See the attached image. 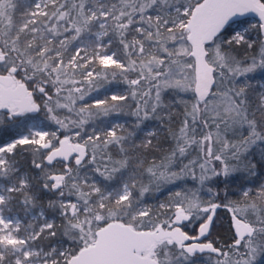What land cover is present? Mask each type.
Listing matches in <instances>:
<instances>
[{"label": "trees", "instance_id": "obj_1", "mask_svg": "<svg viewBox=\"0 0 264 264\" xmlns=\"http://www.w3.org/2000/svg\"><path fill=\"white\" fill-rule=\"evenodd\" d=\"M34 2L12 0L6 10L7 28L14 30L12 36L19 43L13 42L12 51L27 57L28 82H41L47 94L37 96L40 111L27 120L42 121L50 137L59 122L64 128L61 136L79 132L77 141L87 143V151L88 147L96 151L95 157L88 152L82 165L71 166L67 186L53 192V208L44 211L52 227L43 229L32 244L46 252L58 244L68 246L66 255L54 254L46 264H68L89 245V232L96 238V231L114 220L137 230L167 228L175 220L176 205L192 215L183 226L190 236L198 234L211 210L219 205L207 240L218 252L244 251L223 261L218 252L206 253L198 257L211 258H197L188 264H264V37L260 25L240 40L229 26L207 44L215 85L200 99L193 84L194 58L184 26L203 0H85L72 31L63 28L62 22L55 24L56 2L19 30L35 17L30 14ZM91 7L97 8L93 17ZM102 11L107 12V18L101 17ZM101 19L108 20L101 51L113 52L119 63L78 57L75 67H66L77 45L97 50L95 33ZM66 36L71 37L69 44L61 41ZM231 63L240 68L236 75L229 70ZM89 71L96 75L91 83L86 80ZM82 86L86 90L83 95ZM54 100L62 105L50 110L47 105ZM114 119L124 123L111 135L108 130ZM23 130L13 127L4 139ZM213 148L225 155L221 151L218 155ZM34 155L35 163L42 161V156L34 154V145L18 144L11 160L22 161L23 171L34 173ZM204 160L213 165L211 177L200 171ZM50 169L44 163L45 178ZM90 175L95 177L97 191L88 185ZM83 177L88 178L86 183H82ZM124 184L131 192L118 201L115 194ZM68 189L80 191L82 196L69 194ZM66 199L78 200L79 207L66 205ZM163 204L167 208H162ZM212 205L209 213L203 209ZM144 207L149 210L141 215ZM230 208L242 211L255 228L254 236L246 239L251 241L249 247L246 240L240 247L233 246L236 237ZM167 246L157 254L161 264H186L176 256V245ZM169 251L173 262L164 257ZM10 264H15V259Z\"/></svg>", "mask_w": 264, "mask_h": 264}, {"label": "rangeland", "instance_id": "obj_2", "mask_svg": "<svg viewBox=\"0 0 264 264\" xmlns=\"http://www.w3.org/2000/svg\"><path fill=\"white\" fill-rule=\"evenodd\" d=\"M10 1L12 0H0V8H2V14H3L2 17H4L5 20L8 19V14H7L8 12L6 10L9 6ZM99 1L100 0H98V2ZM258 1L260 2L261 5L264 6L263 2H261L260 0ZM56 2L58 4L57 5L58 9L56 10V13H55V21H56L55 24L62 22L63 28H66L67 31H72L75 28H77L76 27L77 17L81 15V12L83 13V7L85 5V0H57ZM37 4L38 2L37 0H35V3L30 8V14L35 15V17L31 18L32 20L28 19L26 23L22 24L19 27V30L26 29V24L29 23L30 21L31 22L36 21V15H38L39 13L36 8L38 7ZM98 8L102 9L103 6L100 5L98 6ZM9 9H10V6H9ZM91 9H89V12H90V15L93 17L97 11V8L94 9L93 7H91ZM100 15L102 18L104 17L107 18L108 16L107 12L105 11H102ZM100 21H101L100 30H98L95 33V39L98 42L97 50L90 49L89 46L86 44L77 45L75 54L74 56H72L70 60L66 62L67 63L66 67H68L69 65H73L75 67L78 57L80 59H87V60H93L94 58H98L99 60H102L105 64L119 63L116 57L114 56L113 52L103 54V52L101 51V38L104 34V30H106V28L108 27L107 26L108 20L102 21L101 19ZM211 22H214V25H212L211 27L207 29L208 24ZM202 25H204L203 32L204 34H206L202 42V45L204 48V54L206 58L205 60H207V54H208L207 49H206L207 44L213 43L214 38L220 32H222L225 28L229 26L234 28L235 30L234 37L238 40L242 39L245 33L255 32L258 25H260V29L262 32L260 22L256 20L255 18L248 16L246 12H242L241 10L235 9V7H232V6L221 5L217 0H203V2L194 9L192 13V17L189 20V22L185 26L183 25L184 27H186L187 37L191 44V48H192L191 56H193L194 58V83L193 84L195 86V89H196V82H197V75H198V56H199V50H198L199 47L197 43V39H198L197 37L198 29L197 28ZM54 28H55L54 26L51 27V29L53 30ZM43 29L45 30V28ZM36 30L34 29V31ZM263 37H264V34H263ZM70 38L71 37L66 36L61 41H63V43L67 42V44H69L71 42ZM57 55H59V53ZM207 62L208 60L206 61V79H209L210 75L214 76V81L212 84V87H213L215 85V75H214L215 69L212 65H210L209 62L208 63ZM228 67H229L231 74L234 73L236 75V73L240 70L239 67L233 68L234 66L232 63L229 64ZM247 70L248 68H245L244 71H247ZM95 77H96L95 73L93 71H89L87 72L86 80L89 81L88 83H91L93 82V79ZM62 83L66 84L67 82L65 83V81L62 80ZM261 85L262 87H264V80L262 81ZM32 86L35 92H38V93L45 92V88L41 84V82L34 83ZM61 87H62V84L60 85V88ZM80 89L83 91L82 95L84 93L86 94L85 87L82 86V88L80 87ZM211 89L208 91V87L206 85L205 97H207L210 94ZM199 98L204 99L201 97ZM227 98H228V101H230L229 95H227ZM67 99L69 100L70 96H67ZM263 104H264V97H263ZM61 105L62 104L58 100H54L52 103H49L47 106L51 110L52 106H55L58 108ZM68 109L70 110V108ZM39 111H40V107L35 108L32 115L37 114ZM123 123L124 122L122 120L114 119L113 125L108 130V132L111 135L115 134L116 130L120 129ZM58 125L59 126L57 130L53 132V135L55 136L54 138L59 137L60 140L63 138H69L73 142H78L77 138L79 136V132H75L73 134H65L61 136L60 133L64 131V128H62L63 125L59 124V122H58ZM65 127L66 129H68L67 125H65ZM52 141H53V137H50V132L44 127L43 122L39 120H32L31 122L28 123L27 130L25 131L23 135H21L16 140L9 141L8 143L0 147V264H4L3 260L5 258L8 259L9 256L13 257L12 260L15 259V264H46V259L50 256H53L54 254H58L60 256H64L67 254L68 246L66 245L58 244L57 246H54L51 249V251L46 252L44 248H38L36 244H32L33 242L36 241L37 237L39 236L40 232L43 229H48L52 227V220L46 221L47 219L46 213L44 212L43 209L41 208L38 210L30 209L27 211H22L21 213L18 211L16 212V210H14V208L10 205V200H11L10 192L11 191L21 192L24 194L23 196H26L29 198V194H30L29 189L31 187V185L28 183V180H27V174L25 172L20 174L19 171H22L21 168L17 166L16 161L11 160L12 159L11 155L14 152L15 146L18 143H24V142L32 143L38 146L36 150L38 155L37 154L36 155L42 156L41 150L44 148L45 145L49 143H53ZM82 143L88 146L87 143H84V142ZM90 151L92 152L93 157H95L96 151H94L93 148L90 149L88 147V152L90 153ZM213 151L215 153L217 152L218 155L220 154V151H221L222 153L221 155L222 156L225 155V151L223 150L215 151V149L213 148ZM245 152L246 150H244L242 154ZM87 157H88V154H87ZM216 159H217V162L222 165L221 158L218 156ZM42 169L43 167L41 168V170ZM222 169H223V165H222ZM200 171L204 173L207 177L213 176L215 172L213 165L211 163L206 162L205 160L200 165ZM68 177H69V173H67L66 171H63V177L61 179L62 184L65 183L67 186ZM88 178L90 179V182L88 185H91L94 191H97L98 188L95 185L94 175H90ZM88 178L83 177L82 183H86V180ZM54 186H58V182H56ZM62 186L64 187V185H61L60 188ZM74 189H76V186L74 187ZM66 192L69 194L73 193L75 195L82 196L80 191L71 192L70 189H68L66 190ZM130 192H131V188L129 187V185L124 184L121 192L119 194H115V196L119 197L118 201L124 200L128 198ZM106 196H108V194ZM115 200L117 199L115 198ZM64 201L66 205H70L73 208L79 207L78 200L66 199ZM20 204L25 206L26 205L25 200L21 199ZM161 207L167 208V206H165L164 204L161 205ZM212 207L213 205L205 206L203 209L205 211H208L209 213L210 212L209 210ZM148 210L149 208L144 207L141 210L140 214L143 215ZM179 210H182L186 214H191V213H188L186 210H184L181 207V205H176V211H175L176 217H175V220L173 221L174 225L171 224L169 225V227L175 226L179 222L177 219V213ZM229 210L232 211L234 215H236L237 217H241L246 222H250V220H248L247 217L245 218L242 216L243 214L241 215V213H243L242 211L238 212L232 208H230ZM246 213L247 211L245 210L244 215H246ZM90 224L91 223L89 220L87 223V226H90ZM157 227L158 226L153 227L151 230H154ZM252 237H248V238H252ZM88 238L90 242L89 244H92L95 240V235H93V232H89ZM156 245L158 246L156 255L159 253L162 246H166V245H168L167 247L171 246L169 243H167V241H165L162 244L157 243ZM250 245H251V241L246 240V247H249ZM167 250L168 249H166V251ZM182 252L180 251V249L178 251L175 250L176 256H180L183 261H186V264H188V262H192L194 259H197V258L198 259L203 258V260H206V258H211L209 256L198 257V255L187 254L190 257L186 259L185 257L186 253L184 252L185 253L184 254L185 256H184ZM222 252L219 251L217 254H219L220 260L223 261L229 258L231 254L241 255L244 251L233 249L232 251H222ZM164 257L166 260L173 262L174 255L171 254V251L165 252ZM12 260L6 264H10Z\"/></svg>", "mask_w": 264, "mask_h": 264}, {"label": "water", "instance_id": "obj_3", "mask_svg": "<svg viewBox=\"0 0 264 264\" xmlns=\"http://www.w3.org/2000/svg\"><path fill=\"white\" fill-rule=\"evenodd\" d=\"M217 1L221 5L232 6L242 12H246L248 16L258 20L264 34V6L258 0ZM204 25L197 28L199 56L196 93L201 98L205 97L206 85L209 91L214 81L213 75H210L209 79H206L207 60H205L202 45L204 36H206L203 32ZM212 25H214V22L209 23L207 29ZM22 87L26 90L25 85H22ZM18 96L22 98L23 102V104H18L20 112L32 110L30 98L24 95ZM87 154L88 151L85 144L73 143L69 138H63L59 142V147L50 151L46 156V163L51 165L58 160L68 162L71 157L78 155L76 164H81L85 161ZM51 179L57 181L60 179V175L54 174ZM218 208L219 205H216L211 210L209 217L199 227L196 237H191L182 228V225L189 223L192 219L191 214H186L182 210H179L177 213L179 225L171 229L158 226L152 231L137 230L132 225L117 220L111 221L98 229L94 242L79 250L76 255L69 259L68 264H159L158 260L152 256L155 248L154 241L160 242L168 237L186 254L216 253L218 249H216L213 243L203 241L211 234ZM231 215L232 227L236 237L233 246L240 247L246 238L252 237L255 234V228L252 223L246 222L234 215V213ZM146 248H149L150 253L143 255L142 253Z\"/></svg>", "mask_w": 264, "mask_h": 264}, {"label": "flooded vegetation", "instance_id": "obj_4", "mask_svg": "<svg viewBox=\"0 0 264 264\" xmlns=\"http://www.w3.org/2000/svg\"><path fill=\"white\" fill-rule=\"evenodd\" d=\"M2 15H3L2 8H0V147L8 143L9 141L16 140L25 133V131L27 130L28 123L32 121V120H27L28 117L33 114L35 108L40 107V104L37 101V96L40 94H45V92L44 93L35 92L32 86L33 84L28 82L26 75H27V67L29 61L27 60V57L24 56L20 51H16V53L12 51L13 42L15 41V43L17 44L19 43L17 41V38L15 36H12L14 30L7 28V20H5V18L2 17ZM22 85L26 86V90L22 87ZM18 95H24L25 97L30 98V102L33 107L32 110L20 112V107L18 106V104H23V102H22V98ZM17 126L24 130L20 132H15V135L13 137H7L6 139H4L5 134L11 128ZM52 137H53V141H52L53 143H49L45 145L44 148L41 150L42 161L41 162L37 161V163H35V160L38 159L34 155L31 166V168L35 170L34 173H28L23 171V162L20 160H16L17 166L22 170L19 171L20 174L25 172L27 174L28 183L31 185L29 189L30 190L29 198L23 196L24 194L21 192H13V191L10 192L11 195L10 205L14 208V210H16V212L27 211L30 209L38 210L40 208L45 211L53 208V192L58 191L59 189H63L64 188L63 186H62L63 188L62 187L60 188L61 185H66L65 183L62 184L61 182V179L63 177V171L65 170L68 173L72 165L80 166L83 164V162L81 164H76V159L78 158V155H75L71 157L68 162H63L58 160L53 164L48 165L46 163V156L50 153V151H52L55 148H58L60 142L59 137L54 138L55 137L54 135H52ZM73 143H82V142L78 141ZM18 144L26 145V146L34 145L28 142L18 143ZM37 148L38 146L34 145V154H37L36 151ZM44 163L47 165V167L51 168L50 171L48 172L47 178H45L44 174L42 173L43 170H41ZM54 174L60 175V179L57 181L52 180L51 177ZM56 182H58V186H54ZM38 193H41V195L39 196ZM21 199L25 200L26 202L25 206L20 204ZM178 225L179 222L175 226L167 227V228L171 229ZM184 225H182V228ZM196 236H191V237H196ZM207 239H205L203 242H210ZM165 241H167V243H169L171 246L176 245L171 241L169 237L163 239L160 242L154 241L155 248L152 252V256L153 258L158 260L159 264H161V260L158 257V255H156L158 249V246L156 244L157 243L162 244ZM149 253H150L149 248H146L142 254L147 255ZM191 255H202V254H191Z\"/></svg>", "mask_w": 264, "mask_h": 264}, {"label": "built area", "instance_id": "obj_5", "mask_svg": "<svg viewBox=\"0 0 264 264\" xmlns=\"http://www.w3.org/2000/svg\"><path fill=\"white\" fill-rule=\"evenodd\" d=\"M57 0H37L38 4L36 7L38 14H45L48 11L49 6L54 5ZM35 3V2H34Z\"/></svg>", "mask_w": 264, "mask_h": 264}]
</instances>
